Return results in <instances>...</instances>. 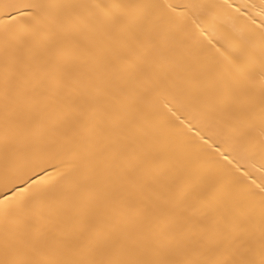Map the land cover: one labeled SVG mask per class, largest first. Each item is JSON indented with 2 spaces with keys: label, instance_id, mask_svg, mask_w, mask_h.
Returning <instances> with one entry per match:
<instances>
[{
  "label": "snow or ice",
  "instance_id": "snow-or-ice-1",
  "mask_svg": "<svg viewBox=\"0 0 264 264\" xmlns=\"http://www.w3.org/2000/svg\"><path fill=\"white\" fill-rule=\"evenodd\" d=\"M0 264H264V0H0Z\"/></svg>",
  "mask_w": 264,
  "mask_h": 264
},
{
  "label": "bare ground",
  "instance_id": "bare-ground-1",
  "mask_svg": "<svg viewBox=\"0 0 264 264\" xmlns=\"http://www.w3.org/2000/svg\"><path fill=\"white\" fill-rule=\"evenodd\" d=\"M92 2L100 3V4H113V3H129V2H133V0H92ZM171 2L179 4V3L189 2V0H171ZM200 2L220 4L223 3L224 0H200ZM229 2L236 5H240L249 2L259 3L260 0H229ZM223 23L225 24L226 27H231V24L227 18L224 19Z\"/></svg>",
  "mask_w": 264,
  "mask_h": 264
}]
</instances>
